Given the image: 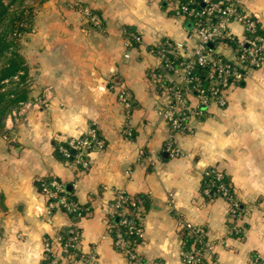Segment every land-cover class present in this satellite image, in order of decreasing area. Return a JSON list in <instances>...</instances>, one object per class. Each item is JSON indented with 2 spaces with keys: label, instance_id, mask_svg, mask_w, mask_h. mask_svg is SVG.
<instances>
[{
  "label": "crops",
  "instance_id": "0c3cea01",
  "mask_svg": "<svg viewBox=\"0 0 264 264\" xmlns=\"http://www.w3.org/2000/svg\"><path fill=\"white\" fill-rule=\"evenodd\" d=\"M242 1L264 30V0ZM18 7L12 10L24 14L16 24L23 31L17 51L23 70L15 74L19 80L6 77L10 83L0 91V264H41L45 239L70 225L62 209L44 214V186L53 179L89 207L79 219L81 249L95 251L97 264H130L107 225L119 189L143 200L137 251L147 261L185 264L183 252L195 247L184 228L189 223L206 230L207 260L264 264V65L227 88L225 105H199L192 97L193 129L175 133L160 113L163 92L151 73L178 80L157 50L165 41L191 47L196 39L189 38L192 22L167 0H21ZM83 7L101 17V26L88 23ZM230 26L243 36L239 22ZM132 33L141 41L130 44ZM221 50L234 58L231 44ZM45 87L51 88L46 103L23 108ZM121 90L131 108L119 99ZM14 110L22 111L18 118ZM90 127L105 145L90 152L84 167L60 146ZM213 167L231 187L239 219L231 218L224 197L203 193Z\"/></svg>",
  "mask_w": 264,
  "mask_h": 264
},
{
  "label": "built area",
  "instance_id": "2783aa9c",
  "mask_svg": "<svg viewBox=\"0 0 264 264\" xmlns=\"http://www.w3.org/2000/svg\"><path fill=\"white\" fill-rule=\"evenodd\" d=\"M171 8L179 16L186 17L192 22V31L189 38L194 37L196 42L191 47L186 43L165 41L161 43L157 53L162 58L164 69L168 75H177L178 80L166 77L160 72H152L153 83L163 92L164 103L160 113L167 121L172 131L190 132L193 129L191 118L197 107H194L192 97L199 105L218 103L225 105L227 96L225 91L231 85L243 81L248 72L264 65V30L260 25L258 16L243 5L242 0H167ZM84 17L88 23L101 26L102 19L89 8L83 7ZM237 21L243 27V36L236 37L231 30V23ZM132 42H140L141 37L136 33L131 34ZM213 43L214 47H210ZM232 45L234 58L226 57L221 51L223 45ZM220 47V49H216ZM177 59V62H174ZM205 69L204 76L197 71ZM167 76V75H166ZM19 80L18 75L14 76ZM3 85L10 83L4 79ZM5 85L0 91L5 90ZM51 88L45 87L34 101L22 102L23 108L30 105L46 103L50 99ZM119 99L128 108L133 101L125 90L119 92ZM22 112V111H21ZM21 112L13 111V116L18 118ZM131 135V131H128ZM9 134L6 137L9 138ZM105 145L96 127H90L83 135L70 139L69 147L60 146L66 158L75 164L87 167L88 156L93 150L102 149ZM73 150L75 151L73 153ZM171 154L177 155L178 151L171 148ZM140 156L146 158V151L140 150ZM203 193L205 195H220L229 202V212L233 219L241 217L239 203L233 197L231 187L226 183L224 174L213 168L206 170L203 180ZM214 189V190H213ZM48 203L44 210L46 216L56 209H62L71 217V223L66 228V234L58 232L52 239H45L44 257L41 264H97L95 251L84 253L81 249L82 231L79 219L90 212L89 207L83 206L71 197L65 184L58 179H53L44 186ZM143 200L140 196L127 193L123 189L115 192L114 199L108 210L107 225L116 227L114 244L123 251L130 264H163L159 260L147 261L137 251L138 241L142 239L143 227L140 223V211ZM135 211V212H133ZM129 213H133L130 216ZM115 219L118 222H115ZM121 225L128 228L130 239L121 230ZM184 228L196 235L199 243L197 252L204 257L211 253L212 244L206 238L203 227H195L184 223ZM185 264H197L199 259L192 252H183ZM207 264H219L215 259L207 260Z\"/></svg>",
  "mask_w": 264,
  "mask_h": 264
},
{
  "label": "trees",
  "instance_id": "16d2710c",
  "mask_svg": "<svg viewBox=\"0 0 264 264\" xmlns=\"http://www.w3.org/2000/svg\"><path fill=\"white\" fill-rule=\"evenodd\" d=\"M0 6H5L6 7V5L2 2V0H0ZM6 12H7V7L3 8L2 10H0V21H2V17L5 15ZM22 14L23 13H21L20 16L17 17L16 21H14V19L11 21L12 22L11 24H12L13 28H14V26H16L18 19L19 20L22 19ZM13 31H14V34L18 36V30L14 29ZM8 46H9V43L8 44L5 43L4 41H2V38L0 37V54L4 53L5 50L8 48ZM14 54H16V57H14V58L10 57L9 60L6 62V64H4L0 68V88L3 85L2 81L6 77H11V76L15 75L17 72H19L20 70H23V67L21 66V61L19 60V57H20L19 54L18 53H14ZM177 61H178L177 59H174V62H177ZM197 71L204 76L205 69L198 68ZM203 186H204V184H202V188H203ZM211 195H214V194L212 193ZM239 209L241 210V208H239ZM133 212H135V211H133ZM129 214H130V216H133V213H129ZM117 222H118V220H116V223ZM121 230L124 231V234H125L126 237H128L130 239L133 237L132 235H129L128 228L125 225H121ZM115 231H116V227H113L111 229V233H112L113 236H115ZM186 232H189V234H191V237L193 238V240L195 242V247L192 250L193 251L192 253H194L195 258L199 259L197 264H207V259L201 257V255L197 252V250L199 249V243H198V241L196 239V235L193 234L192 232L188 231V230H186ZM60 233L65 235L66 231L62 230ZM138 241H141V238Z\"/></svg>",
  "mask_w": 264,
  "mask_h": 264
},
{
  "label": "rangeland",
  "instance_id": "374dc122",
  "mask_svg": "<svg viewBox=\"0 0 264 264\" xmlns=\"http://www.w3.org/2000/svg\"><path fill=\"white\" fill-rule=\"evenodd\" d=\"M2 2L7 7V12L2 17V21H0V37L2 38V41L5 43H9L8 48L5 50L4 53L0 54V68L6 64V62L9 60L10 57L14 58L16 57V54L18 53V48L20 46L21 40L20 35L14 34V29H16V26L14 28L12 27V20H17V17L20 16L19 13H17V9L12 10L13 7H20L21 0H2ZM5 6H0V10L3 8H6ZM18 7V8H19ZM20 11V10H19ZM24 14H22L23 16ZM13 28V29H12ZM23 31L18 30V34H21ZM17 34V33H16ZM20 55V54H19Z\"/></svg>",
  "mask_w": 264,
  "mask_h": 264
},
{
  "label": "water",
  "instance_id": "95a60500",
  "mask_svg": "<svg viewBox=\"0 0 264 264\" xmlns=\"http://www.w3.org/2000/svg\"><path fill=\"white\" fill-rule=\"evenodd\" d=\"M209 46H210V47H213V46H214V44H213V43H209Z\"/></svg>",
  "mask_w": 264,
  "mask_h": 264
}]
</instances>
